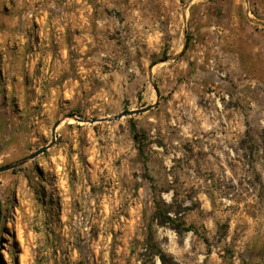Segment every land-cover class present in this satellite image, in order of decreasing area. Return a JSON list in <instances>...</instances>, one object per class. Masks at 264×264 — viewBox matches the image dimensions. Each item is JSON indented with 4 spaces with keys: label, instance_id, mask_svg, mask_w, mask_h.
Masks as SVG:
<instances>
[{
    "label": "rangeland",
    "instance_id": "1",
    "mask_svg": "<svg viewBox=\"0 0 264 264\" xmlns=\"http://www.w3.org/2000/svg\"><path fill=\"white\" fill-rule=\"evenodd\" d=\"M62 118L0 172V264H264V0H0V166Z\"/></svg>",
    "mask_w": 264,
    "mask_h": 264
},
{
    "label": "water",
    "instance_id": "2",
    "mask_svg": "<svg viewBox=\"0 0 264 264\" xmlns=\"http://www.w3.org/2000/svg\"><path fill=\"white\" fill-rule=\"evenodd\" d=\"M245 1L247 2V0H245ZM247 12L248 11L246 10V13ZM254 22H259V21L258 20H254ZM185 44H186V42L184 41V45ZM175 56L176 55L172 56L171 58H175ZM156 103L157 102H155L153 104L146 105V106L141 107V108H136V109H130V110L129 109H125V110L121 111L120 113L113 115L111 118H90V119H85V118H80V117H77V116H74V115H66L64 118L70 117V118H73L74 120L79 121V122H96V121L116 120V119H118V118H120L122 116H131L133 114H137V113H140V112L147 111V110L151 109L152 107H154L156 105ZM64 118L55 120L53 122L52 129H51V138H50V141L47 144L38 147L34 151L30 152L29 154L23 156L22 158L14 161L12 163H7V164H4V165H1L0 166V172L6 171V170H9V169H13V168L25 163L26 161L35 158L39 154H41L44 151H46L49 147H51L53 145L54 141H55V136H56L55 129H56V126Z\"/></svg>",
    "mask_w": 264,
    "mask_h": 264
},
{
    "label": "trees",
    "instance_id": "3",
    "mask_svg": "<svg viewBox=\"0 0 264 264\" xmlns=\"http://www.w3.org/2000/svg\"><path fill=\"white\" fill-rule=\"evenodd\" d=\"M136 137H137V134H136V131H134L133 132V138L136 139ZM151 186H152V184H151ZM152 190H154L153 187H152ZM157 198H158V196L155 193H153L152 194V200L154 201V204H156V205L158 204ZM156 209H157V207H156ZM1 210L2 209H1V202H0V212H1ZM159 211H162V212H159ZM169 211L170 210H168V209L167 210H155L154 214L152 215V217L150 219V222H153L154 219H157V217L161 215L162 218H161V220L159 222L160 224H163L165 222H172L173 223V227L178 229V230H180V228H178L180 224L175 222L176 221L175 218H172L170 216ZM149 231H150V229H148V232ZM149 236L150 235L148 234V238H150ZM146 240H147V236H146ZM158 255H159V257H160V259L162 261V264H163L164 263V259H165V255L162 252H158Z\"/></svg>",
    "mask_w": 264,
    "mask_h": 264
},
{
    "label": "bare ground",
    "instance_id": "4",
    "mask_svg": "<svg viewBox=\"0 0 264 264\" xmlns=\"http://www.w3.org/2000/svg\"><path fill=\"white\" fill-rule=\"evenodd\" d=\"M17 239L19 241V244L21 246V239L20 236L17 235ZM25 256H26V251L23 249L20 253H19V264H25Z\"/></svg>",
    "mask_w": 264,
    "mask_h": 264
},
{
    "label": "crops",
    "instance_id": "5",
    "mask_svg": "<svg viewBox=\"0 0 264 264\" xmlns=\"http://www.w3.org/2000/svg\"><path fill=\"white\" fill-rule=\"evenodd\" d=\"M52 69H53V65H52ZM44 106L46 105V103L43 104ZM44 109H47V108H44Z\"/></svg>",
    "mask_w": 264,
    "mask_h": 264
}]
</instances>
